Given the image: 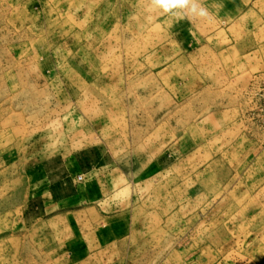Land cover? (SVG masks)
I'll list each match as a JSON object with an SVG mask.
<instances>
[{"label": "rangeland", "instance_id": "rangeland-1", "mask_svg": "<svg viewBox=\"0 0 264 264\" xmlns=\"http://www.w3.org/2000/svg\"><path fill=\"white\" fill-rule=\"evenodd\" d=\"M192 2L0 0V264H264V0Z\"/></svg>", "mask_w": 264, "mask_h": 264}, {"label": "clouds", "instance_id": "clouds-1", "mask_svg": "<svg viewBox=\"0 0 264 264\" xmlns=\"http://www.w3.org/2000/svg\"><path fill=\"white\" fill-rule=\"evenodd\" d=\"M152 7L163 13L172 12L174 9H186L190 16L207 17L206 9L199 7L192 0H152Z\"/></svg>", "mask_w": 264, "mask_h": 264}, {"label": "built area", "instance_id": "built-area-1", "mask_svg": "<svg viewBox=\"0 0 264 264\" xmlns=\"http://www.w3.org/2000/svg\"><path fill=\"white\" fill-rule=\"evenodd\" d=\"M78 179L80 180L81 179V176H78Z\"/></svg>", "mask_w": 264, "mask_h": 264}]
</instances>
